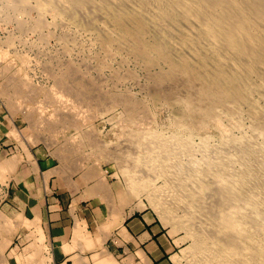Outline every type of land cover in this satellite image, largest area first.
I'll return each mask as SVG.
<instances>
[{
    "label": "rangeland",
    "instance_id": "rangeland-1",
    "mask_svg": "<svg viewBox=\"0 0 264 264\" xmlns=\"http://www.w3.org/2000/svg\"><path fill=\"white\" fill-rule=\"evenodd\" d=\"M46 1L0 0V163H11L7 170L0 168V216L5 215L0 217V264H47L51 260L40 223L8 204L10 186L30 173L32 166L26 162L34 161L28 154L30 149H24L28 155L16 150L9 138L26 139L32 148L53 156L56 165L74 170L88 165L110 168L113 179L118 181L119 205L158 213L179 237V264H191L196 251L181 215L158 205L154 190L162 182L153 176L144 177L129 161L131 152L126 148V139L138 130L167 134L185 130L175 125L183 118L181 105L167 97L150 96L154 78L170 70L155 52L148 61L145 54L137 51V43L144 40L151 49L156 32L142 34L133 22H126L127 29L116 23V11H128L130 6L135 7L136 0H119L122 5L116 4L117 0L115 4L111 3L115 0H82L86 3H81L80 9L73 0L72 4L71 0L65 2L74 7L64 0ZM111 5L114 14L109 12ZM58 6L61 13L55 9ZM128 29L140 34L129 35ZM166 45L173 47L174 42ZM166 83L173 87V80ZM130 103L138 108L132 112L137 115L135 119L128 109ZM246 112L242 128L231 130L237 137L251 128L252 119ZM208 132L213 142L221 140L218 129L212 127ZM201 133H192V141H201L205 135ZM144 181L153 187L143 186Z\"/></svg>",
    "mask_w": 264,
    "mask_h": 264
},
{
    "label": "bare ground",
    "instance_id": "bare-ground-1",
    "mask_svg": "<svg viewBox=\"0 0 264 264\" xmlns=\"http://www.w3.org/2000/svg\"><path fill=\"white\" fill-rule=\"evenodd\" d=\"M73 1L80 9L82 0ZM134 2L135 7L128 11L117 7L114 19L121 28L127 29L126 22H133L142 34L156 32L151 49L144 40L137 43V51L148 61L155 52L170 70L154 78L150 96L167 97L181 105L183 118L175 125L185 130L170 134L159 130L134 132L126 139L129 161L144 177L153 176L162 182L154 190V198L160 207L181 215L196 251L191 264H264V0ZM59 7L55 9L61 13ZM130 34L137 37L140 33L129 30ZM171 41L173 47L167 48L166 42ZM168 79L173 80V87L167 86ZM136 108L128 104L131 113ZM245 112L252 119L251 128L237 137L231 130L242 128ZM136 117L132 113L131 118ZM146 118L144 113L143 120ZM212 127L221 132L219 142L208 135ZM195 131L205 134L198 143L191 139ZM2 165L0 168L6 169L11 163ZM143 183L149 187L150 182ZM105 234L101 239L106 240ZM101 239L98 244L104 242Z\"/></svg>",
    "mask_w": 264,
    "mask_h": 264
},
{
    "label": "crops",
    "instance_id": "crops-1",
    "mask_svg": "<svg viewBox=\"0 0 264 264\" xmlns=\"http://www.w3.org/2000/svg\"><path fill=\"white\" fill-rule=\"evenodd\" d=\"M9 140L16 150L30 149L34 161L26 162L32 169L12 183L7 201L40 223L51 256L47 264H179L178 235L154 210L119 205L118 181L110 168L70 169L56 165L53 156L32 148L26 139ZM99 238L104 242L98 244Z\"/></svg>",
    "mask_w": 264,
    "mask_h": 264
}]
</instances>
